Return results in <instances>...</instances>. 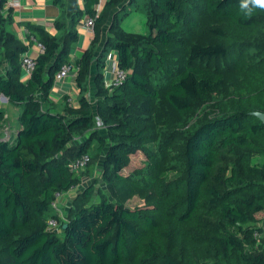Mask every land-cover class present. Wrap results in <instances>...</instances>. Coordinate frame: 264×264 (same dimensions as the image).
I'll return each instance as SVG.
<instances>
[{
  "label": "trees",
  "instance_id": "16d2710c",
  "mask_svg": "<svg viewBox=\"0 0 264 264\" xmlns=\"http://www.w3.org/2000/svg\"><path fill=\"white\" fill-rule=\"evenodd\" d=\"M124 1L110 0L97 14L99 0H85V17H95V34L76 61L79 103L71 104L65 95L62 111H51L36 92L49 93L56 73L71 63L78 33L67 29L62 18L55 23L66 29L61 37L29 26V37L45 51L36 57L26 85L22 55L29 47L0 27V71L4 59L11 67L6 76L0 74V95L22 106L16 141L0 140V264H264V121L253 114L264 112V80L253 92L236 89L224 114L205 117L184 135L178 155L182 176L159 183L158 201L130 207L95 199L93 188L86 186L65 220L54 213L55 193L81 185L84 167L93 175L102 154L103 179L119 183L128 180L125 170L132 156L147 150L139 143L144 131L132 128L134 120L105 117V111L114 118L129 112L122 86L140 98L165 100L186 117L226 90L225 77L213 65L220 58L232 54L243 60V70L264 79V11L247 18L239 11V0H130L116 12L113 35L95 58L103 27ZM137 4L146 10L147 34L128 33L121 26ZM81 16V11L74 13L71 24ZM215 21L225 23L229 33L211 25L207 30L229 41L201 42L196 36L203 34L204 24ZM157 45L188 47V54L174 64V57H164ZM112 49L119 67L132 70L113 94L102 81ZM94 61L96 108L88 96ZM161 68L166 75L153 78L147 71ZM85 155V166L73 169ZM50 216L60 223V232L48 227Z\"/></svg>",
  "mask_w": 264,
  "mask_h": 264
},
{
  "label": "rangeland",
  "instance_id": "374dc122",
  "mask_svg": "<svg viewBox=\"0 0 264 264\" xmlns=\"http://www.w3.org/2000/svg\"><path fill=\"white\" fill-rule=\"evenodd\" d=\"M209 25L222 27L229 33L225 23L220 21L207 22L204 24L203 34L196 36L201 42L229 41V37L215 35L208 31L207 26ZM143 29L144 27H142ZM196 37L193 38L192 42L196 41ZM156 47L164 57H174L171 60L174 64L183 63L188 54V47L172 48L158 45ZM242 63V59L239 61L232 54L226 58L214 61L213 65L227 81V88L224 92L213 96L210 101L200 104L194 112L186 117L176 113L165 100L140 98L126 87L122 86L119 88V91L124 95L123 102L129 105V112L122 117L114 118L105 111V117L109 118L111 122L126 121L129 123V121L134 120L135 123L132 128H135L136 131H144L139 143L146 147L147 150L140 149L132 156L130 165L125 170L127 175H129L128 180L119 183H109L103 179L105 154H102L97 161L93 175L87 174V169L84 167L85 173L83 174L81 185L69 192V195L59 203L58 210L61 219H66L75 197L86 186L93 188L95 199L107 198L116 200L130 207L150 205L158 201L159 183H169L178 180L182 176L181 162L178 155L182 150L184 135L205 117H215L224 114L226 103L231 102V99L228 98L235 94L236 89L253 92L256 88L261 87L260 85L264 79L252 76V74L243 70L241 68ZM147 71L151 73L150 76L153 78L166 75L165 70L162 68L158 71L154 69H148ZM115 90L116 88L108 89V92L117 93ZM7 100L1 96L0 104H4V101ZM91 101L94 104V108H96V97L92 96ZM52 105L57 107L55 103H52ZM9 106L8 112L0 111L2 114V118H0V137H5L6 139H10L9 135L14 133V125L19 114V111L13 105ZM100 121L102 123L101 126H98L99 130L109 139L107 127L103 124V120ZM79 141L80 138L76 140V142ZM53 211L56 212L57 209ZM261 225L264 226V221L261 222Z\"/></svg>",
  "mask_w": 264,
  "mask_h": 264
},
{
  "label": "crops",
  "instance_id": "0c3cea01",
  "mask_svg": "<svg viewBox=\"0 0 264 264\" xmlns=\"http://www.w3.org/2000/svg\"><path fill=\"white\" fill-rule=\"evenodd\" d=\"M3 3H0V27L5 31L15 35L23 44L28 45L29 49L27 52L23 53L22 57L27 54L32 57H38L40 51L38 44L40 42L29 37V26L36 25L43 27L48 33L53 36L61 37L65 35L66 29L59 30L55 23L59 18H62L63 21L67 23V29L71 28L78 33V40L73 42L71 49V63H76V61L83 56L85 51L91 45V42L94 38L95 29L89 30L85 24L87 18L85 17V0H61L60 3H56L55 0H2ZM110 0H100L101 2V11L106 6ZM130 0H125L118 8H115L111 12L109 22L103 27L101 33V39L99 41L97 50L95 52V58L101 53L102 48L107 42L110 32V26L113 21V18L117 11L122 8L125 4L129 3ZM140 2V0H138ZM78 11L82 12L81 18L78 22L73 25L71 24L72 15ZM121 26L128 33L133 34H147L148 32V16L146 10L141 5H136L135 9L132 10L125 18L121 21ZM142 27L144 29L142 30ZM146 29V30H145ZM113 35V34H112ZM0 46L4 48L3 42L0 41ZM115 58H118V53L115 49H112L109 53L108 59L106 60V65L108 68H113V62ZM10 63L7 59H4L3 67L0 71L2 76H6L8 69H10ZM107 69V66L104 67L102 71V81L106 86V82L110 80V71ZM132 70H128V73H131ZM77 73H72L66 78L55 81L54 86L52 87L49 93L43 92L41 89H38L36 94L37 98L41 102L45 103L46 107L51 111H62L64 107V96H70V102L73 105H78V98L80 90L76 83ZM28 79L23 78L22 83L27 85ZM98 82H97V63L93 62L91 68V74L89 76V91L88 96L91 100V97H96L98 91ZM110 90V89H109ZM3 96L8 99L3 94ZM9 101V99L7 100ZM4 101V104H0V111L8 112L10 109L9 105H13L17 111H19L18 117L16 118V123L14 125V133L10 134L9 141L15 142L18 134V129L21 126L19 117L22 111V106L11 104L9 101ZM92 102V101H91ZM7 103V105H6ZM52 103L57 104V107L52 105ZM93 104V102H92ZM94 106V104H93ZM0 140H6L5 137H0Z\"/></svg>",
  "mask_w": 264,
  "mask_h": 264
},
{
  "label": "built area",
  "instance_id": "2783aa9c",
  "mask_svg": "<svg viewBox=\"0 0 264 264\" xmlns=\"http://www.w3.org/2000/svg\"><path fill=\"white\" fill-rule=\"evenodd\" d=\"M96 11L97 14L100 13L101 11V2L99 0V2L96 5ZM85 26L89 29V30H94L95 27V17H91L89 19L86 20V24ZM38 48L40 51V54L43 53L45 51V46L42 43L38 44ZM108 59V58H107ZM113 62V68L111 67L110 69L107 66V69H109L110 71V80L106 82V87L108 89H114L118 86H121L124 81L127 78V74L128 71L123 70L119 67L118 65V58H115ZM36 67V57H32L30 55L25 54L22 57V71H23V78L25 79H29ZM78 72V67L76 65V63H69V64H65L55 75V81H60L64 78H66L67 76H69L72 73H77ZM101 121L98 120V125H101ZM6 139V138H5ZM9 140V139H6ZM89 157L87 155L83 156L80 160H78L77 162H75L73 164V169H79V168H83L86 164V162L88 161ZM73 190V189H72ZM72 190H69L67 192H56L55 193V199L52 201L51 206L54 210L57 209L56 212L59 215V203L62 199H64L67 195H69V192H71ZM60 216V215H59ZM48 227L52 230L55 231H59L61 230L60 227V223L58 222V220L54 217H49L48 218Z\"/></svg>",
  "mask_w": 264,
  "mask_h": 264
},
{
  "label": "clouds",
  "instance_id": "9594fccd",
  "mask_svg": "<svg viewBox=\"0 0 264 264\" xmlns=\"http://www.w3.org/2000/svg\"><path fill=\"white\" fill-rule=\"evenodd\" d=\"M256 10L264 11V0H239V11L251 18Z\"/></svg>",
  "mask_w": 264,
  "mask_h": 264
},
{
  "label": "water",
  "instance_id": "95a60500",
  "mask_svg": "<svg viewBox=\"0 0 264 264\" xmlns=\"http://www.w3.org/2000/svg\"><path fill=\"white\" fill-rule=\"evenodd\" d=\"M253 114L259 117L262 121H264V112L254 111Z\"/></svg>",
  "mask_w": 264,
  "mask_h": 264
}]
</instances>
